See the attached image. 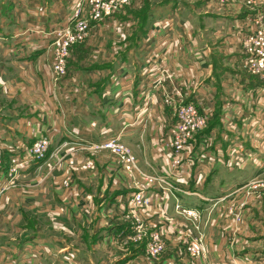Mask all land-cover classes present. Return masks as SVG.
I'll list each match as a JSON object with an SVG mask.
<instances>
[{
  "label": "crops",
  "instance_id": "0c3cea01",
  "mask_svg": "<svg viewBox=\"0 0 264 264\" xmlns=\"http://www.w3.org/2000/svg\"><path fill=\"white\" fill-rule=\"evenodd\" d=\"M8 1L13 4V13L15 0ZM76 1L28 0L35 9L31 16L37 18L28 19L35 25L28 22L22 30L25 36L17 40L20 45H0V144L4 148L0 183L17 177L7 174L9 157L18 156L21 160L38 137L48 136L46 158L20 170L25 178L19 185L32 186L36 176L39 189L35 194L40 192L44 201L53 194L72 195L73 202L63 200L60 208L40 203L48 207L44 210L47 216L52 217L55 209L67 220L73 216L85 218L88 225L94 223L101 231L95 242L104 247L131 240L137 232L133 230L135 217L145 226L151 217L155 221L163 219L159 226L163 227V239L168 244L160 261L150 262L142 251L144 255L128 252L117 264H264V198L259 195L257 200L244 204L239 197L231 203L225 196L216 204L200 198L213 201L212 191L223 196L232 187L239 188L236 192L245 188L244 183L219 179L225 173L250 177L264 173V81L242 68L239 38L249 30L255 15L264 16V0H254V8L220 0H197L195 6L202 10L199 19L212 20L213 25L205 27L200 21L198 28L188 21L182 30L172 27L173 37L162 40L165 45H156L154 39L147 41L153 26L147 30L145 22L137 28L140 31L136 45H76L70 52L66 76L53 82L49 68L51 26L65 17L64 4ZM169 1L171 11L163 17H178L184 1ZM186 6L194 10V6ZM7 17L12 18L10 13ZM97 29L92 32L95 34ZM15 34L0 25V43L15 38ZM174 89L180 92L183 102H192L200 112L208 113L211 123L197 135L192 153L185 156L182 176L173 177L176 190L170 200L162 187L149 186L144 175L170 170L163 141L168 139L174 116L163 98L172 95ZM112 137H119L138 162L139 172L131 177L112 155L95 148ZM71 161L81 167L88 163L90 167L71 173ZM230 179L234 182L236 177ZM10 188L13 187L8 185L6 190ZM87 191L107 196L99 202L83 203L80 197ZM10 192L8 199L21 196L20 192ZM138 192L149 198V203L132 211V203L126 204ZM182 195L205 201L193 208L200 211L198 222L206 248L199 258L190 257L179 245L181 240L186 243L193 237L195 224L174 210L177 204L186 207L178 200L182 201ZM27 196H33L31 189L24 195L26 207L39 205L30 204L32 200ZM229 208L240 213L239 222L230 216ZM170 210L185 223L170 220ZM136 239L146 241L145 232L136 235ZM57 256L62 260L74 257L75 264H92L91 257L84 260L78 250Z\"/></svg>",
  "mask_w": 264,
  "mask_h": 264
},
{
  "label": "rangeland",
  "instance_id": "374dc122",
  "mask_svg": "<svg viewBox=\"0 0 264 264\" xmlns=\"http://www.w3.org/2000/svg\"><path fill=\"white\" fill-rule=\"evenodd\" d=\"M184 3H180L181 10L179 11V16L176 17L174 14H171L170 16H167L164 18L167 13L171 11V3L169 0H130V2L123 6L120 10L115 11L113 13H110L105 18H100L95 22V24H90V29L88 35L84 38L83 41H81L76 45H123L128 43V45H136L139 31L140 29L138 27H142L143 23L145 22L144 28L148 30L151 26L152 29L150 30V34L148 37V40L154 39L153 41L156 42V45H165L164 42H162L163 39L165 41L169 38H172V31L171 28L173 27L174 30H182L183 27H187V22H192V25L194 27L199 28L200 21L205 25V27H210L213 24L212 20H207L206 18H203L202 20L200 18V12H202L201 8H198L195 6V3L198 2L197 0H183ZM77 2V1H76ZM74 3H65L64 4V10H65V17L60 21L61 23L54 24L52 23L51 31H53L56 28L61 27H67L70 25L69 22L73 21V18L71 17V12L73 10ZM16 3V9L13 10V13L11 11V6L13 5L8 0H1L0 1V25H3V28L7 32H12L13 35L16 31L15 38H12L10 40H7V42H1L0 45H20L17 40L22 38V36H25V32L22 31L27 26L28 22L31 25H35L34 22H31L30 19H37L33 16V11L35 10L34 7L31 8V5L33 3L28 2V0L23 3L22 0H15ZM194 6V10L190 8V10L187 8L186 5ZM231 4V3H230ZM260 12L261 9L259 8ZM29 11V13H27ZM10 13V16L12 18H8V14ZM22 16V17H21ZM28 16L30 19H28ZM202 17V16H201ZM164 18V20H162ZM157 20V22H156ZM159 20V21H158ZM35 22H39L36 20ZM155 22V23H154ZM147 23V24H146ZM154 23V24H153ZM153 24V25H152ZM183 25L179 27L178 25ZM189 25V24H188ZM254 26V22L252 21L250 23V27ZM95 28H98L95 31V34L92 32ZM195 29V28H194ZM246 31L241 35L240 38V45L242 44V36L249 35L250 31ZM22 31V32H21ZM21 32V33H20ZM161 34V36H159ZM18 35V36H16ZM206 41V40H204ZM158 42V43H157ZM149 42H146V45H148ZM203 44V42H201ZM197 45H199L197 43ZM74 47V46H73ZM71 52V51H70ZM69 60V58H68ZM67 60V63H68ZM92 65V64H91ZM93 66V65H92ZM4 70V69H3ZM5 71L8 73V65L5 66ZM124 144V143H123ZM125 145V144H124ZM129 148L128 146H126ZM130 149V148H129ZM107 151V150H104ZM131 151V149H130ZM109 155H112L113 158L116 160V162L121 166V169L125 172L126 175L132 176L136 172L135 169L133 170H126L124 165V160L122 156L114 154L110 151H107ZM132 153V151H131ZM133 155V153H132ZM134 156V155H133ZM135 158V156H134ZM136 165L138 168V162L135 158ZM70 170L71 173L73 171L75 172L77 169L80 170V168L83 170L84 167L87 166L90 167V165L84 164L82 167L79 163L71 161L70 163ZM90 164V163H89ZM53 166L52 164L48 166L49 168ZM92 167V166H91ZM59 169V167L57 166ZM85 169V170H86ZM91 169V168H88ZM4 171L0 169V173H3ZM9 169L7 170V174H9ZM24 171H17L16 179L13 180V183L9 184L13 188H10L8 191L3 188L6 186V180L5 183H0V264H75L74 263V257L69 258L68 260H62L61 258H58V254L71 252L74 253L75 250H78V252H81L82 255L85 256L84 260L88 259V256L91 257L92 264H117L119 261H123L124 257H122L125 254H134L135 252L142 254V251L145 252V257L149 259V261H160L161 257L165 254L166 251V240L163 239L164 242V248L163 250L155 256H151L147 252V245L149 242V236L152 234V232L155 230L152 224H159V221H163V219L157 218L156 221L153 217H151L149 220H147L145 223L148 224L142 228L141 219L135 217L134 221L139 222V225L136 224V226L133 228V230L136 232L134 234L138 235L141 234L142 231L145 232L147 240L146 241H137L136 235L131 236L133 237L131 240H126L125 242L117 243L115 241L113 245L105 246L100 245L99 243H96L97 235L100 234L101 231H99L98 227L94 223L91 225H88V222L85 218H75L70 217V220H67L66 218H63L59 211H55L53 209V213H51L52 217H49L46 215V212L44 211L47 206L40 205V203L46 202L44 201L45 198L43 197L40 192L38 194H35L36 191L39 189L37 184V180L35 178L33 179V185L30 187H22L19 186L20 182L23 181L24 183ZM250 174H240L237 172H232V174H227L221 176L219 179H226L229 180V183H241L246 184L244 189L238 190V187H232L227 191L226 195L217 194V191H210L214 194V200L209 203H218L224 201V197L226 196V199H229L231 203L237 202L238 197L241 204L248 203L250 200H257L258 196H262L264 198V190L256 189L254 188L255 184L254 179L260 178L259 176H249ZM235 176L236 180L234 182L231 181V177ZM40 177V176H38ZM2 182V181H1ZM25 188V190H24ZM27 189V190H26ZM28 189H31L33 196L30 198L32 200V203L39 204L36 207L29 208L26 207L25 204H27L24 198L25 193H28ZM92 189V188H90ZM10 191L17 193L20 192V195H11V199L7 198V195L11 193ZM9 192V193H7ZM168 194L167 199H174L170 196V193ZM236 194V196H235ZM68 195L70 196V199L68 198ZM65 196V192L61 193L59 196H56V194L50 195L48 198L49 205L57 206L60 208L59 203L67 200H71L70 202H73L74 200L72 198V195L69 193ZM93 195L96 196L94 199ZM238 195V196H237ZM106 194H100L98 191L96 193H92V191H87L85 194H83L80 197V200L83 203H86L88 201H101L100 199H106ZM108 196L111 198L112 195L108 194ZM176 196V195H175ZM235 196V200H233V197ZM107 198V200H110V198ZM183 199L181 201L180 198H178L181 205H185L186 207H199L201 203H204L205 201L201 200L197 196H187L182 195ZM237 197V198H236ZM79 199V198H78ZM131 199V198H129ZM225 199V200H226ZM131 200L125 201V204L129 206ZM28 202V201H27ZM239 202V201H238ZM120 204V202H118ZM122 204V203H121ZM123 202V205H125ZM238 205V204H237ZM124 207V206H123ZM132 211L137 210L138 207L135 206L132 203ZM240 206L237 207V209ZM233 208V207H232ZM117 211L114 210V213ZM168 216L172 219L170 220H178L180 223H185L183 220H181L179 217L176 216L174 213V210H170V213H168ZM89 218V217H87ZM197 221H193L195 224H192L194 229L192 231V238L193 239H199L202 238V242L204 243V235L203 228L200 226V223ZM149 222V223H148ZM199 223V224H198ZM159 227V225H158ZM141 232V233H140ZM191 238V239H192ZM190 239V240H191ZM189 242V241H188ZM187 243V242H186ZM184 240H181L180 246L183 251H186L187 244ZM171 248V247H170ZM65 249V251H64ZM92 249H94L92 251ZM144 249V250H143ZM206 249V248H205ZM169 250V249H168ZM172 250V248H171ZM55 252V257L52 258V254ZM205 252V250H204ZM50 256H46L49 255ZM57 254V255H56ZM46 256V257H45ZM143 256V257H144ZM172 259H169V261ZM142 262V261H140ZM171 262V261H170ZM82 264V262H81Z\"/></svg>",
  "mask_w": 264,
  "mask_h": 264
},
{
  "label": "built area",
  "instance_id": "2783aa9c",
  "mask_svg": "<svg viewBox=\"0 0 264 264\" xmlns=\"http://www.w3.org/2000/svg\"><path fill=\"white\" fill-rule=\"evenodd\" d=\"M222 3L241 4L248 8H254V0H220ZM130 0H78L71 12L72 22L67 27L56 28L50 32L52 38V58L49 63L50 78L53 82H58L67 74V60L70 51L75 44L80 43L88 35L90 24H95L100 18H105L110 13L120 10L127 5ZM254 22V26L250 28V34L242 36L241 48L243 51L242 68L250 75L257 76L264 81V16L257 14L250 20ZM164 105L172 110L174 122L169 129L168 139L163 141L164 148L168 152L169 169L160 175H144L145 181L149 186L158 185L167 193L172 194L176 189L173 184V177L182 176L183 160L185 156L192 153L197 135L203 132L208 125L210 115L206 112H200L196 105L192 102H183L180 92L174 89L172 95H166L163 98ZM50 147V139L48 136L38 137L32 145L25 151V155L9 157V175L15 176L17 171L25 170L30 164L41 162L46 158ZM95 148L107 150L114 154L122 156L125 169L130 171L135 169L138 171L136 161L129 148L126 147L119 137L108 138L101 143L95 145ZM3 146L0 144V169L3 164ZM234 149V146L231 147ZM235 152L236 150H232ZM247 156L251 157L252 154ZM232 164V162H231ZM260 178L254 179V188L264 190V173ZM13 183V179L6 182L5 190L9 184ZM1 192V191H0ZM205 201H212L206 198ZM138 208H143L149 203V198L144 197L142 192L132 195L130 199ZM174 210L187 217L192 221L200 219V211L193 208L181 207L175 205ZM228 213L239 222L241 215L232 208L228 209ZM137 222V225H139ZM142 223V221H141ZM159 225V224H158ZM152 224L155 230L149 236V244L147 252L151 256L158 255L164 248L162 226ZM145 225L142 224V228ZM186 252L192 258H199L204 254V244L202 238L191 239L186 243Z\"/></svg>",
  "mask_w": 264,
  "mask_h": 264
},
{
  "label": "trees",
  "instance_id": "16d2710c",
  "mask_svg": "<svg viewBox=\"0 0 264 264\" xmlns=\"http://www.w3.org/2000/svg\"><path fill=\"white\" fill-rule=\"evenodd\" d=\"M210 123H211V122L209 121V122H208V125H207V128H206V129H208V127H209ZM206 129H205V130H206ZM205 130H204V131H205Z\"/></svg>",
  "mask_w": 264,
  "mask_h": 264
}]
</instances>
